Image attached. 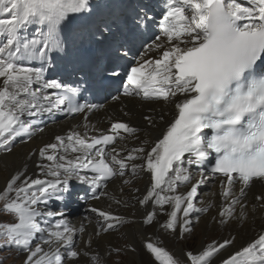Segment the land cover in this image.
I'll list each match as a JSON object with an SVG mask.
<instances>
[{"label": "snow or ice", "instance_id": "snow-or-ice-1", "mask_svg": "<svg viewBox=\"0 0 264 264\" xmlns=\"http://www.w3.org/2000/svg\"><path fill=\"white\" fill-rule=\"evenodd\" d=\"M88 10L89 0H0V17H6L0 18V149H9L17 137H31L36 131H43L36 120L41 113L59 111L64 106V113L72 115L90 113L99 107L76 102L75 88L43 95L44 89L64 86L56 80L44 81L43 67L22 63L43 60L49 51L61 47V32L70 21V14ZM30 26H36V34L42 39L23 35ZM159 28L160 34L125 69L124 94L174 103L173 120L150 151L134 148L123 157L120 153L124 149L118 151L114 146L117 138L125 139L121 130L129 135L139 131L123 122H113L107 134L91 137L85 124L83 135L71 131L41 147L40 157L52 163L37 167L51 179H25L17 186L18 176L14 175L0 193V200L5 201L0 210L14 213L16 218L14 223H0V248L15 247L25 252L23 264H63L65 253L72 258L79 255L71 250L77 229L69 227L63 218L56 219L55 225L45 220L43 223L48 226H41L39 217L63 214L42 212L38 209L40 203L58 188L66 192L71 178L99 190L103 182L123 177L129 169L128 162L136 159L143 163L131 164L133 176L145 167L150 173V186L139 200L141 205L153 207L144 217V224L153 222L157 209L163 212V206L170 205L172 210L165 213L168 219L161 227L174 231L179 224L181 234L190 231V214L206 213L212 206L209 202L196 207L198 189L217 174L223 177L220 222L234 218L237 207L241 219L246 215V188L257 180L264 182V0H163ZM121 55L126 57L128 53ZM34 83L40 87L34 89ZM25 114L32 119H22ZM145 119L154 126L150 117ZM58 149L64 154L58 155ZM210 151L215 153V163L192 183L182 157L188 153L187 163L203 165ZM81 171L85 174L81 175ZM87 171L93 175L88 176ZM236 184L240 188L234 194ZM182 185L190 187L186 193L177 194ZM12 192L14 196L9 195ZM256 200L264 207V195ZM92 211L104 219V225L98 224L97 235L116 226L110 220H123L95 208ZM181 211L182 216H178ZM78 231L83 232V226ZM37 234L40 242L33 248ZM231 243L227 239L221 243L213 241L198 254L188 252L186 256L190 264H210ZM42 245H47L48 251ZM145 248L160 264H180L150 240L145 242ZM99 259L98 255L90 256L95 264H99ZM221 264H264V232Z\"/></svg>", "mask_w": 264, "mask_h": 264}, {"label": "bare ground", "instance_id": "bare-ground-1", "mask_svg": "<svg viewBox=\"0 0 264 264\" xmlns=\"http://www.w3.org/2000/svg\"><path fill=\"white\" fill-rule=\"evenodd\" d=\"M150 55L154 57L155 53ZM0 82H2V78H0ZM32 87L35 89L40 87V84L34 83ZM42 94L50 95L49 89H44ZM113 97H119V99L114 100ZM105 101L104 103L93 104L99 107L93 109L90 113H80L70 118L64 116L55 118L53 121L38 127L43 129V131H36L31 137L26 135L17 137L11 143L9 149H0V193H3L7 182L14 175L18 176L17 186L25 179L29 181L31 179H51V177L42 175L40 168L37 167V164L40 163H52L47 161L46 158L40 157L39 149L46 144L56 142L54 138L58 135L66 137L71 131L83 135L85 132L84 125L87 124L88 137H91L101 132H108L113 122L126 123L130 127L139 129V131L129 135L121 130V135L125 139H118L114 146L118 151L121 148L124 149L120 153L123 157L127 156L128 151L134 148L144 147L146 151H150L155 142L158 139H162V132L167 128L168 123L171 122L175 112L174 103L170 104L163 100L146 101L134 96L115 94ZM161 116L164 117L163 121L160 120ZM145 117H150L154 121V126L149 125ZM22 119L29 121L30 117L25 114ZM111 147L112 145L109 149ZM49 151L51 154V150ZM57 154H64L63 150L58 149ZM71 155L74 156L76 154ZM128 163L129 169L126 174L123 177L111 178L103 188L101 193L104 194H100V199L97 198L85 203L77 212L66 211L62 213V217L42 216L38 218L41 226L44 227L48 226L43 223L44 217H47V221L51 225H55L56 219L63 218L68 222L69 227L77 229L74 233V246L71 250H76L79 255L68 260H65L63 256V264H92L90 256L94 254L99 256L100 263L110 264L115 258L114 255H110V251L119 248L123 243L127 246V253L131 256H136L140 263H147L148 260L149 263L160 264V261L155 260L154 256L145 248V242L149 240L169 251L174 259L184 261L187 258L184 244L197 235L200 237V242L191 252L193 254H198L213 241L221 243L227 239L232 242L210 260V264H221L222 260L240 251L248 243L255 240L259 233L264 232V207H261V202L256 200L257 196L264 195V182L257 180L246 188L243 199L246 215L242 219L240 218V209L237 207L234 218H226L225 222L221 223L219 211L223 202L219 193L222 176L207 179L206 189L198 196L199 204L195 203L196 207L205 206L209 202L212 203V206L202 216L190 214L188 227H191V224L195 222V230H198L195 233L188 235L185 232L181 234L179 224L172 234H169L161 227L168 219L165 213L172 210L170 205H164L163 212L157 209L153 222L147 225L144 224L143 220L147 212L153 211L151 204L141 205L139 203V200L146 195L150 186L149 172H147L145 167L144 171H140L133 176L131 164H142L143 162L140 159H136ZM189 171L193 177L192 183H195L201 172ZM125 180L128 183L122 184V181ZM189 187L190 185L178 186L177 194L186 193ZM239 188V184L234 186V194L239 192ZM161 194L172 195V193ZM9 195L14 196L15 193L12 192ZM126 196L133 199L131 201L126 200ZM48 202L49 198L40 203L38 209L42 212L60 213L55 212ZM93 208L108 212L114 217L123 218L122 222L109 221V223L115 225L119 224L122 228L117 232H112L114 227L106 232L101 230L97 235L98 224L104 225V219L98 213L93 212ZM75 215L79 216L72 219L71 216ZM178 216H182V211L178 213ZM81 226L84 228L83 232L78 231ZM78 236L81 238L76 244L75 240H77ZM39 242V234H37L32 242V247L34 248ZM42 247L44 251H48L47 245H42ZM136 249L140 250L139 254Z\"/></svg>", "mask_w": 264, "mask_h": 264}, {"label": "rangeland", "instance_id": "rangeland-1", "mask_svg": "<svg viewBox=\"0 0 264 264\" xmlns=\"http://www.w3.org/2000/svg\"><path fill=\"white\" fill-rule=\"evenodd\" d=\"M122 184H124V181H122ZM205 185H206V183L202 184L199 187L198 196L200 195V193H202L206 189L207 186H205ZM132 199H133L132 197L127 198V196H126V200L131 201ZM198 200H199V198L197 197L195 200L196 204H199ZM4 203H5L4 200H0V209H2V206ZM192 214L202 216L204 213H192ZM77 216H79V215H75V216H71V217L73 219V218H76ZM14 222H16V218H15L14 213H9V212H5L3 210H0V223H14ZM194 223H192L191 227H189L190 231L187 232L188 235L198 231L197 229L195 230L196 224H194ZM117 225H119V224H117ZM117 225L113 228L112 232H117L119 229L122 228L120 225L117 227ZM166 231L169 234H172L174 232L173 230H166ZM80 238H81L80 236L77 237V240H75L76 244ZM199 242H200L199 235L193 236L192 238H190L187 241V243L184 244V249L187 251L186 253H188L189 251L192 252ZM126 248H127V246L123 243L119 248H117L118 251L111 250L110 255H114L115 258L113 259L112 262H110V264H153L152 262L149 263L148 260H147V263H144V262L140 263L136 259L137 258L136 256H131L127 253ZM136 250H137V253L139 254L140 250L139 249H136ZM167 252L171 255V253L169 251H167ZM25 256H26L25 252L18 251L17 248H15V247L0 248V264H23ZM64 258H65V260H68L71 257H68L65 253ZM152 261H154V260H152ZM179 261H180V264H190V261L188 260V258H186L184 261L183 260H179ZM75 263H76V261H75ZM92 264H95V262L92 261ZM99 264H103V263L99 262ZM157 264H159V263H157Z\"/></svg>", "mask_w": 264, "mask_h": 264}]
</instances>
